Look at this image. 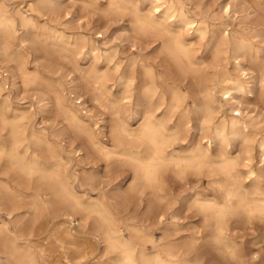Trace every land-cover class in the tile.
Returning <instances> with one entry per match:
<instances>
[{"label": "bare ground", "instance_id": "6f19581e", "mask_svg": "<svg viewBox=\"0 0 264 264\" xmlns=\"http://www.w3.org/2000/svg\"><path fill=\"white\" fill-rule=\"evenodd\" d=\"M26 1L28 8L14 14L0 4V53L7 64L0 71V264H202L201 256L188 258L199 237L181 244L166 230L159 239L153 231L167 214L172 219L175 216L170 213L174 202L168 203L173 196L169 182L183 183L191 176L207 178L211 189L196 192L188 208L195 210L202 227L210 231L209 242L235 264H244L231 233L246 228L264 230V183L252 165L255 152L264 162V138H250L249 121L233 95L244 86L227 65L229 54L245 48L248 37L236 32L231 37L224 29L225 49L207 59L188 38L191 30L208 29L207 20L197 19L199 15L189 17L186 7H178L173 0L167 8L175 10V20L160 11L159 5L144 12L132 9L135 45L145 39L159 41L161 60L140 56L131 62L136 92L129 98L134 97L138 122L133 126L117 116L111 129L112 146L98 138L56 95L58 109L69 127L85 134V139L81 135L88 150L93 149L106 161L117 157L131 168L132 178L124 189L119 182L109 186L95 171H87L83 177L71 174L62 156L63 132L37 129L27 110L11 108V96L5 91L15 85L16 74L25 87L41 81L27 66L30 46L26 33L34 35L35 45L49 47L48 38L41 40L36 34L34 16L56 9L53 0ZM109 1L110 14L129 9L125 0ZM229 9L227 6L226 12ZM259 23L264 20L260 18ZM20 27L24 35H20ZM115 69L119 74L120 62ZM209 69L214 70L215 78L209 76ZM109 74V69L88 73L85 88L90 87L99 95L95 100L102 98L120 115L117 99L111 98L108 88ZM218 94L224 103L216 108ZM48 102L40 107L42 111L47 110ZM193 123L201 129L195 141L189 140ZM216 140L239 141L240 145L228 142L214 150ZM144 199L146 211L137 221L122 211L132 203L139 207ZM165 201L164 210L155 213Z\"/></svg>", "mask_w": 264, "mask_h": 264}, {"label": "rangeland", "instance_id": "374dc122", "mask_svg": "<svg viewBox=\"0 0 264 264\" xmlns=\"http://www.w3.org/2000/svg\"><path fill=\"white\" fill-rule=\"evenodd\" d=\"M173 1L178 7L184 5L189 17L194 18L199 15L197 19L202 18L209 22L208 29L202 27L197 31L191 30L188 36L198 53L207 59L217 50L225 49L222 44L224 29H227L231 37H234L235 32L248 37L245 48L229 54L227 69L243 83V91H233V95L235 100L242 104L245 119L249 121L250 138L254 141L264 138V23H259L260 18L264 20V0ZM109 2V0H53L56 9L45 10L43 16L35 15L38 23L36 34L41 40L47 37L50 46L42 49L41 46L35 45L34 35L27 32L30 46L27 66L29 71L36 72L41 77V81L25 87L20 75L16 74L15 85L13 87L9 85L5 93L11 96V108L27 110L37 129L52 134L63 132L64 140L61 144L65 149L62 156L71 174L77 173L83 177L85 172L95 171L102 180L110 183L109 186L119 182L122 188L127 189L132 178L131 168L119 162L117 157L106 161L99 159L93 149L88 150L86 141L83 140L85 134L77 128L69 127V122L58 109L55 98L56 95L62 97L64 103L71 107L80 119L89 124L88 127H91L98 138L112 146L111 129L113 120L117 116L133 126L138 122L135 118L134 97L129 98L130 94L136 92L133 85L136 80L132 83L131 62L140 56L161 60L159 41L152 42L150 39H145L135 45L136 17L132 9L139 8L144 12L151 6L159 5L160 11L170 16V20L177 19V15H174L176 14L174 9L167 8L169 2L167 4L164 0H125L129 9L118 14L109 13ZM1 3H4L13 14L19 9L25 11L28 8L26 0H0ZM227 6L230 8L228 12H226ZM23 29L19 28L20 35H24ZM107 55L110 58L106 59ZM5 59L6 57L0 53V63L3 65L0 71L7 68ZM118 62L121 70L119 74H123L121 79L115 69ZM107 69L110 70L108 88L113 93L111 98L117 99L115 104L121 110L120 115L102 98L99 101L95 100L94 98L99 95H94L90 87L85 88V76L88 73H101ZM213 73L214 70L209 69V76L212 79L216 76ZM49 86L52 90L48 96L46 92ZM47 101H49L47 110L42 111L40 107ZM223 101L218 94L214 101L216 108L220 102L224 103ZM193 126L189 137L191 141H195L201 133L197 124L193 123ZM228 142L232 146L240 145L239 141L227 140L223 143L216 140L212 147L216 150L225 147ZM76 148H79V151H75ZM93 159H98L95 160L97 163H94ZM252 165L260 181L264 183V162L258 152H255ZM241 170L247 172L248 168L242 167ZM190 178L183 183L179 180L169 182L173 196L168 203L174 202L170 213L175 216L172 219L171 215L167 214L163 217V224L154 225L156 238L159 239L165 230L174 234V238L181 244L191 241L193 237H199L197 248L188 256L190 260L198 255L197 257L201 256L202 264H235V261L225 256L215 244L209 242L210 231L202 227L201 217L195 210L188 208L187 204L196 192H209L211 189L207 178L198 179L193 176ZM168 191L167 187V193ZM166 204L167 201L163 202L155 213L163 211ZM146 205L147 199H144L139 207L132 203L128 209L122 211L125 215L128 214L127 217L137 221L145 214ZM151 216L153 214H150ZM2 217L6 215L2 214ZM171 222L177 223V226L174 227ZM263 231L261 228H246L231 233L237 239L238 253L240 252L239 256L242 260L244 258V264H264Z\"/></svg>", "mask_w": 264, "mask_h": 264}]
</instances>
